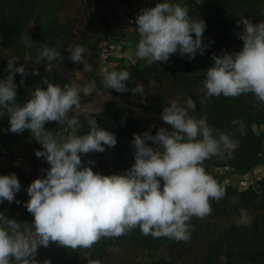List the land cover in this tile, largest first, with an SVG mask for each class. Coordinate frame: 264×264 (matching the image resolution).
<instances>
[{"label":"clouds","instance_id":"1","mask_svg":"<svg viewBox=\"0 0 264 264\" xmlns=\"http://www.w3.org/2000/svg\"><path fill=\"white\" fill-rule=\"evenodd\" d=\"M134 24L138 43L134 52L129 46L124 53L133 63L135 59L167 63L177 52L191 60L197 53L204 55L209 46L202 39L205 21L192 18L188 7L180 3L163 0L143 8ZM240 24L243 30L236 36L243 42L241 50L213 54L214 64L207 69L201 90L209 98L253 93L264 103V20L253 23L241 17L237 26ZM21 39L31 46L29 36ZM67 51L73 63H83L85 72L93 71L92 65L84 62L82 46H69ZM63 58L56 47L47 45L40 53V60L47 62V72L53 70V61ZM6 71L8 76L0 80V116L7 114L8 131L14 134L30 130L31 137L42 146L35 156L50 167L45 178L33 180L26 189L30 199L25 207L34 217L31 227L24 224L22 230L21 222L0 213V264H38L34 257L40 246L56 243L73 250L88 248L102 237H119L137 227L146 236L186 242L190 239V220L209 216L210 200L224 197L225 189L206 172L203 163L214 156L230 155L238 142L210 126L206 116L191 115L196 110L192 98L183 105L175 99L169 101L161 118L171 130L160 127L155 135L150 131L133 133L135 162L123 174L103 175L89 166L95 161L85 165L81 159L82 154L103 153L105 146L114 148L117 144L115 134L101 128L93 116L103 110L81 106L80 94L97 91L96 82L63 88L49 83L46 88H36L20 106L14 77L20 74L23 84L27 70L10 60ZM101 75L106 88L143 96V85L127 87L129 72L104 70ZM81 115L88 125L86 134H77L83 127ZM48 122L66 125L70 134L55 135L45 128ZM232 123L243 134V121L234 119ZM20 189L15 173L0 176V203H13ZM249 222L241 210L237 226Z\"/></svg>","mask_w":264,"mask_h":264},{"label":"rangeland","instance_id":"2","mask_svg":"<svg viewBox=\"0 0 264 264\" xmlns=\"http://www.w3.org/2000/svg\"><path fill=\"white\" fill-rule=\"evenodd\" d=\"M254 5H258L260 16H245V10L240 7L232 10L227 19L223 16H216L207 9L205 0L198 4L197 0H167L170 3H180L189 9L192 18L202 19L206 23L203 34V42L209 46L205 49L204 55L197 53L194 59L189 60L187 56H181L179 52L170 56V59H183L188 61L192 70L197 73H204L208 63H212V51L217 50L215 42L217 38L226 49L229 47L239 51L243 42L237 38L236 33L243 30V25L237 26V21L241 17L249 18L253 23L264 20V0H246ZM163 0H132L131 5H125L118 0H41L39 9L41 10V30L45 32L42 41L36 44V40L30 41L31 46L24 42L13 47L0 46L1 54L7 61L15 60L16 66H24L27 76L24 82L29 83L38 72L40 53L49 43L56 47L63 59L53 61V69L60 72L65 78V85L79 84L82 87L90 81L96 82L97 91L91 94H80L81 106L92 105L102 109L107 103L114 100L117 103L119 117L132 115L136 117L143 132L150 131L155 135L160 127L168 128L161 118L159 111L153 110L151 97L160 93L165 96V104L171 100H178L181 105L187 100L185 90L180 84L174 83L168 73L163 70V62L149 63L147 60L135 59L129 61L124 53L129 46L135 51L139 35L134 24L136 15L143 8H151ZM245 14V15H244ZM228 21V23H226ZM231 21L234 25L231 27ZM36 23L30 22L28 28L34 29ZM235 30V31H233ZM30 36V33L24 35ZM194 36V34H193ZM227 43H232L228 46ZM80 45L84 48V62L92 65L93 71L85 72L83 63H73L70 59L69 46ZM230 48V49H231ZM219 55V54H216ZM137 62L148 64L153 67L151 74L142 73L136 76L130 70V65ZM47 64V63H46ZM139 66V68H140ZM127 71L130 79L127 85L131 88L143 85V96L139 93L135 95L128 91L120 93L114 89L106 88L102 83L101 73L104 71ZM21 77V75L19 74ZM206 78L198 80L192 85L198 95L205 94L201 88ZM130 88V89H131ZM28 98L33 91L29 90ZM258 121L252 123V129L256 133L264 131V103L257 99ZM101 111V113L103 112ZM100 113V114H101ZM94 118L95 114H93ZM99 116V115H98ZM82 125H87L84 116L79 117ZM48 122L46 125H49ZM155 125V127H150ZM9 129V119L7 114L0 116V172L7 168H14L19 173L21 189L17 193L20 196L19 207L13 210V218L21 222L23 230L24 224L32 226L34 217L30 214L25 203L30 199L27 194V187L37 178H45L46 170L50 167L43 158H37L35 151L41 150L42 146L32 137L30 130L14 134ZM226 133L225 130L215 128ZM70 130L64 128L56 135H68ZM77 134H83L81 131ZM227 134V133H226ZM231 136V135H230ZM260 160L250 168L237 169L235 164L245 156V146L237 141V147L229 155L225 153L223 157L214 156L204 161L203 166L209 168L218 178L225 189L224 197L219 200H210L212 212L204 219L193 217L190 220V239L188 241H177L169 237H161L160 245L157 247H142L132 243H112L107 246L106 254L99 260L87 259L92 252L85 251L80 254V259H86L85 264H194L195 262L205 263L209 250L213 242L221 237L232 225H237L241 217V210H244L249 217L251 224L254 219L264 214V193H260L259 179L264 177V135ZM7 140V142H5ZM151 145V141H146ZM88 157H91L87 159ZM110 154L90 153L82 162L87 165L89 160L95 161L94 172L103 175L123 174L119 165L111 161ZM222 187V186H221ZM252 187L258 194L253 196V200L247 201L250 194L241 196V192ZM247 197V200L245 198ZM244 200V201H243ZM214 204V205H213ZM56 243H50L49 247L40 246L34 259L38 264H44L45 260H50L51 264H65L64 256L58 251ZM163 260V261H162ZM162 261V262H161ZM160 262V263H159Z\"/></svg>","mask_w":264,"mask_h":264},{"label":"trees","instance_id":"3","mask_svg":"<svg viewBox=\"0 0 264 264\" xmlns=\"http://www.w3.org/2000/svg\"><path fill=\"white\" fill-rule=\"evenodd\" d=\"M41 0H0V46L13 47L21 44L22 37L25 34L30 33L32 40H36V44L42 41L45 32L41 30V10L39 4ZM125 5H131L132 0H118ZM207 9L210 13L228 18L230 12L238 10L242 7L245 10V16H260L259 2L258 5L249 3L246 0H205ZM30 22L36 23L34 29L28 28ZM228 23V21H226ZM234 25L231 21L230 27ZM235 31V30H233ZM215 45L217 50L212 51L213 54L221 55L223 52L231 53L236 51L234 48L229 47L226 49V45L220 44L218 37ZM228 46H232V43H227ZM49 47L53 46V43L48 44ZM231 48V49H230ZM241 50V49H240ZM213 61V60H212ZM46 61L40 60L38 66V72L29 83L21 84V77L16 74L14 77V83L17 85V104L23 106V104L29 99V90L34 91L36 88H46L47 84L65 86L66 78L53 69L51 72L46 71ZM183 59H170L167 63H164L163 70L168 73L170 79L177 84L183 86L185 90L186 99L192 98L196 103V110L191 115H195L197 118L206 116L207 122L210 126L225 130V132L241 144L245 146V156L235 164L237 169L243 170L250 168L260 160V152L262 149V141L264 131L256 133L252 129V123L258 121V110L256 107L257 98L253 93L242 94L238 97H224L223 95L216 97H206L205 94L198 95L194 92L192 85L206 78V71L209 67L213 66L214 61L208 63L207 69L204 73L200 74L192 70V65ZM8 65L7 59L1 54L0 50V80L5 79L8 76L6 71ZM137 62L134 65H130V70L136 76L142 73L151 74L153 67L148 64H142ZM135 80L132 83V88L135 87ZM130 89L131 87L127 85ZM160 93L153 94L151 99L153 102L151 106L153 110H157L162 113L165 104L164 98ZM203 99V103L201 100ZM98 125L115 134L117 138V144L114 148H108L105 146V153L110 154L111 161L119 165L125 172L129 169L134 160V148L132 146L133 133L141 134L139 129V120L128 115L127 117H119V111L117 103L111 100L107 103L104 111L95 118ZM238 119L243 121L244 132L241 134L236 131L238 125H234L232 121ZM123 121V123H122ZM65 125H58L56 122L45 125L47 130L52 131L55 135L61 131ZM81 133L86 134L88 131V125H83L80 130ZM7 142V140L5 141ZM89 154H82L83 160ZM91 157H88L89 159ZM208 174L213 178H218L209 168L203 166ZM15 173L18 180L20 179L19 173L14 171V168H7L0 172V176L9 175ZM223 187L221 182H218ZM260 193H264V177L259 179ZM250 194V199L253 200V196L258 193L252 188H248L241 192V196ZM15 201H19L20 196L16 194ZM9 203L3 201L0 203V213H4L8 218H13V210L19 207V203ZM244 201V200H243ZM214 205V204H213ZM161 237L154 238L151 235L142 234L139 227L126 232L119 237H102L91 247H79L75 250L71 248L58 247L59 253L64 256L65 264H85L86 259H80V254L92 249V252L88 254L87 259L99 260L106 254V248L112 243H132L142 247H157L160 245ZM163 261V260H162ZM161 261V262H162ZM160 263V262H159ZM152 264H157L153 262ZM163 264V263H160ZM194 264H264V214L257 216L251 224L240 226L232 225L225 233L217 238L210 247L208 256L205 263L195 262Z\"/></svg>","mask_w":264,"mask_h":264}]
</instances>
